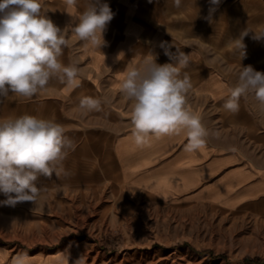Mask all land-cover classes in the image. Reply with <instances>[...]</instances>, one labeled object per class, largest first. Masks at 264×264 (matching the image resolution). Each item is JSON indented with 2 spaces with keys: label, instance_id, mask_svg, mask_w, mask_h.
<instances>
[{
  "label": "crops",
  "instance_id": "1",
  "mask_svg": "<svg viewBox=\"0 0 264 264\" xmlns=\"http://www.w3.org/2000/svg\"><path fill=\"white\" fill-rule=\"evenodd\" d=\"M102 2L116 15L104 33L107 43L100 49L86 47L71 30L87 0H77L74 6L65 0H42L47 17L62 29L66 27L69 46L60 59L65 65L78 66L80 86L70 89L53 79L31 99L10 96L0 102V118L30 114L52 118L65 127L75 149L69 152L64 167L74 181L59 183L58 189L94 190L110 182L161 204L225 211L263 201L264 110L254 96L241 97L235 113L226 111L223 104L228 89L236 85L234 77L216 68L172 28L156 21L152 3ZM161 41L191 53L190 64L182 71L192 83L187 104L209 130L206 147L201 150L187 152L183 133L152 137L144 145H137L132 136V104L121 93L120 83L127 67L142 64L149 50L157 56L156 63L172 62L159 46ZM82 96L107 102L102 103L101 111L85 114L79 108ZM87 243L91 244L74 238L56 248L27 250L2 242L0 264H11L18 254H27L29 264H152V258L130 257L140 254L137 251L108 254Z\"/></svg>",
  "mask_w": 264,
  "mask_h": 264
},
{
  "label": "rangeland",
  "instance_id": "2",
  "mask_svg": "<svg viewBox=\"0 0 264 264\" xmlns=\"http://www.w3.org/2000/svg\"><path fill=\"white\" fill-rule=\"evenodd\" d=\"M149 3L156 21L194 44L236 83L243 66L264 72V38L253 39V34H264V0H221L212 22L205 19L209 0H181L180 7L173 0ZM244 29L249 35L241 60L234 40ZM73 181L68 175L42 177L38 187L44 189L36 204L0 206V244L35 250L75 238L108 254L137 251L130 257L152 258V264H264V200L225 211L161 204L110 182L94 190L58 189L59 183Z\"/></svg>",
  "mask_w": 264,
  "mask_h": 264
},
{
  "label": "clouds",
  "instance_id": "3",
  "mask_svg": "<svg viewBox=\"0 0 264 264\" xmlns=\"http://www.w3.org/2000/svg\"><path fill=\"white\" fill-rule=\"evenodd\" d=\"M151 2V0H149ZM74 6L77 0H65ZM221 0H209L212 16ZM180 7L181 0H173ZM114 13L102 0H87L84 10L75 18L71 30L85 46L100 48L106 45L104 33ZM66 28V27H65ZM65 28L47 17L42 0H0V102L14 96L31 99L57 79L70 89L80 86L79 68L75 63L65 65L60 57L69 46ZM247 29L235 38L240 59L246 56L244 38ZM264 34H253L262 39ZM171 63H156L157 56L149 50L143 63L129 65L120 83V91L132 104V136L137 145L149 143L152 137L184 134L189 153L206 147L209 130L201 116L187 104L192 83L186 72L191 53L161 41L159 45ZM175 47V52L171 49ZM121 53L117 56L119 60ZM254 96L264 110V72L252 65L241 67L237 83L228 89L223 108L235 113L241 97ZM101 98L82 96L79 108L85 114L102 110ZM75 149V142L66 135L65 127L52 118L23 114L0 118V193L6 197L0 206L15 207L41 197L40 179L66 175L64 161ZM11 264H29L27 254H18Z\"/></svg>",
  "mask_w": 264,
  "mask_h": 264
},
{
  "label": "trees",
  "instance_id": "4",
  "mask_svg": "<svg viewBox=\"0 0 264 264\" xmlns=\"http://www.w3.org/2000/svg\"><path fill=\"white\" fill-rule=\"evenodd\" d=\"M247 260H251V261L259 262V263H261V261H262V259H260V258H255V259H249V258H247Z\"/></svg>",
  "mask_w": 264,
  "mask_h": 264
}]
</instances>
